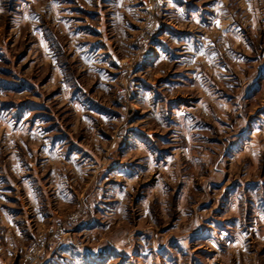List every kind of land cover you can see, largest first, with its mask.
Returning a JSON list of instances; mask_svg holds the SVG:
<instances>
[{
  "label": "rangeland",
  "instance_id": "obj_1",
  "mask_svg": "<svg viewBox=\"0 0 264 264\" xmlns=\"http://www.w3.org/2000/svg\"><path fill=\"white\" fill-rule=\"evenodd\" d=\"M72 216L68 258L264 264V0H0V264Z\"/></svg>",
  "mask_w": 264,
  "mask_h": 264
},
{
  "label": "built area",
  "instance_id": "obj_2",
  "mask_svg": "<svg viewBox=\"0 0 264 264\" xmlns=\"http://www.w3.org/2000/svg\"><path fill=\"white\" fill-rule=\"evenodd\" d=\"M77 216H72L63 223H59L57 228L52 231L51 236H44L43 240L32 241L25 252V258L28 262H35L39 255L48 249H54L58 244L60 245L67 237L66 231L73 228V222Z\"/></svg>",
  "mask_w": 264,
  "mask_h": 264
},
{
  "label": "crops",
  "instance_id": "obj_3",
  "mask_svg": "<svg viewBox=\"0 0 264 264\" xmlns=\"http://www.w3.org/2000/svg\"><path fill=\"white\" fill-rule=\"evenodd\" d=\"M69 243L72 242L66 240L64 243L60 244L56 251H52L50 255H47L46 258H43L38 264H95V262L98 260L93 258L86 261L84 259L68 258L64 256V253L61 252V249H63L62 251H64V249L66 248L65 246ZM62 246L65 248H63Z\"/></svg>",
  "mask_w": 264,
  "mask_h": 264
}]
</instances>
